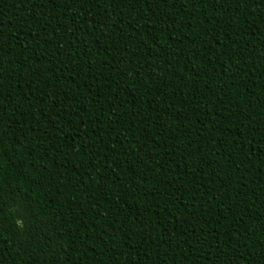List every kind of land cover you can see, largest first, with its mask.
I'll return each instance as SVG.
<instances>
[{"label": "trees", "instance_id": "trees-1", "mask_svg": "<svg viewBox=\"0 0 264 264\" xmlns=\"http://www.w3.org/2000/svg\"><path fill=\"white\" fill-rule=\"evenodd\" d=\"M0 264H264V0H0Z\"/></svg>", "mask_w": 264, "mask_h": 264}]
</instances>
